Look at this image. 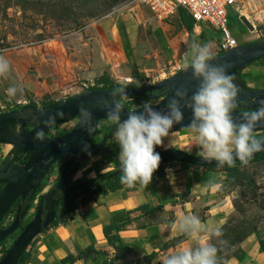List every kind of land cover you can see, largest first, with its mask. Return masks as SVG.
<instances>
[{
  "label": "rangeland",
  "instance_id": "obj_1",
  "mask_svg": "<svg viewBox=\"0 0 264 264\" xmlns=\"http://www.w3.org/2000/svg\"><path fill=\"white\" fill-rule=\"evenodd\" d=\"M145 1L0 0V57L9 62V72L0 76V109L33 103L43 106L48 101L71 97L96 85L95 79L103 72L121 86H135L128 82L139 81L142 85L173 74L169 66L174 62L183 68L192 41L177 13L158 24ZM243 1L227 14V28L238 44L264 38V0ZM242 17L252 30L241 22ZM205 29H209L211 40L204 41L199 31L193 33L194 42L207 43L215 55L213 47L220 34ZM128 31L130 43L125 37ZM250 64L244 69L246 82L264 86V59ZM8 87H17L16 96L6 95ZM132 102L129 99L125 106L137 107ZM157 102L158 99L150 100L152 105ZM76 121L77 118L57 124L53 131L69 129ZM253 134L264 137V130ZM107 144L116 145L113 136ZM156 147H177L193 155H198L199 150L190 129L170 132ZM10 148L0 143V162ZM59 166L56 163L44 178V187L54 184ZM230 168L237 172L226 178L222 191L231 196L233 211L219 228L221 236L211 238L210 244L217 248L216 264H226L230 256L238 257V245L247 235L262 236L264 232V159ZM8 220L9 216L3 224ZM16 234L17 231L2 242L0 256Z\"/></svg>",
  "mask_w": 264,
  "mask_h": 264
},
{
  "label": "water",
  "instance_id": "obj_2",
  "mask_svg": "<svg viewBox=\"0 0 264 264\" xmlns=\"http://www.w3.org/2000/svg\"><path fill=\"white\" fill-rule=\"evenodd\" d=\"M241 20L249 30L253 29L244 17ZM188 40L191 41L189 36ZM185 47L182 45V49ZM262 56H264V38L240 43L213 55L209 61L211 65L224 66L232 76L233 82L239 86L235 108L231 113L234 122H242V113L255 111L259 102L264 100V89L247 87L238 73V70ZM191 71L190 67L187 69L183 67L153 83H145L140 87L126 86L125 93L128 97L158 99V102L151 106L154 110L163 112L167 101L173 98L175 90H184L185 98H177L183 119L173 124L169 133L189 129L187 125L192 120V112L190 108L185 107V103L199 86V80L192 77ZM112 91L113 89H92L43 106L23 104L18 108L0 112V143L11 145L0 162V223L17 201L13 220L3 228L0 226V242L21 226L20 221L25 218L29 210H34L31 219L22 226V230L0 258V264H16L30 241L52 222L61 199L66 197L59 194L67 189V181L71 180V176L84 161L100 152L108 153L117 160V154L111 145L107 144L106 135H103L99 141L93 142L100 132L99 121L107 119L106 112L114 102ZM81 106L90 113L89 119L85 120L81 117ZM132 109L125 106L120 114L121 119H126ZM135 111L139 112L141 109L137 107ZM76 117H78L77 121L66 132L49 135L50 132L54 133L55 125L74 120ZM49 118H52L53 122L46 124L45 121ZM114 127L112 124L110 132ZM88 129H91V132ZM262 130H264V120L256 123L253 132ZM257 140L264 142V139ZM154 151L159 153V163L163 164H166L170 158H179L182 162L193 166H219L215 161H205L199 155L190 154L179 148L159 149L155 146ZM263 151L264 148L253 153L251 158ZM22 158H25V161L20 163ZM59 160H63V163L58 167L56 181L46 192L40 194L34 208L33 198L37 189L51 171V167L53 168ZM118 173L120 168L117 160V167L107 176L111 177Z\"/></svg>",
  "mask_w": 264,
  "mask_h": 264
},
{
  "label": "crops",
  "instance_id": "obj_3",
  "mask_svg": "<svg viewBox=\"0 0 264 264\" xmlns=\"http://www.w3.org/2000/svg\"><path fill=\"white\" fill-rule=\"evenodd\" d=\"M203 28L193 24V33H202ZM130 34L128 31L125 36L128 43ZM246 67L239 73L244 84L264 89V86L246 82ZM113 160L108 153L91 156L71 178L67 189L73 182L113 171L116 167ZM225 182L226 173L221 169L182 166L172 160L163 164L158 173H152L151 182L145 187L122 185L94 195L86 203H81L77 197L75 208L65 220L50 223L30 241L25 248L28 257L22 264H59L67 255L75 258L71 264H160L169 253L195 248L200 243L210 244L212 237L206 231L192 238L180 231L178 221L182 216L195 215L206 226H223L233 211L231 196L222 191ZM50 187L37 192L33 206L40 194ZM32 212L29 210L26 221ZM106 226L112 227L110 234L116 236L113 244L121 243L130 249L116 250L105 237L103 228ZM252 234L239 243L242 245H238V257H228L226 264H264V254Z\"/></svg>",
  "mask_w": 264,
  "mask_h": 264
},
{
  "label": "clouds",
  "instance_id": "obj_4",
  "mask_svg": "<svg viewBox=\"0 0 264 264\" xmlns=\"http://www.w3.org/2000/svg\"><path fill=\"white\" fill-rule=\"evenodd\" d=\"M213 53L207 43L191 42L188 55L184 59V67L191 68V75L199 80V86L185 103L191 109L192 120L187 125L195 134L198 146L197 154L205 161H215L217 165L232 167L234 159L241 164H247L253 153L264 148V142L258 141L253 134L256 123L264 120V100L259 102L255 111L242 113V122L232 119L239 86L233 82L224 66H214L209 63ZM9 72V62L0 57V76ZM140 87L139 81H129ZM117 86L111 96L114 102L106 112L107 119L115 126L113 139L119 147L117 160L120 168V183L128 188L136 184L147 186L152 179V173L157 169L160 155L154 151L155 146L162 144V138L169 135L173 124L182 121L179 99H184L186 92L175 90L173 98L166 103L163 112L154 110L150 100L129 111L126 119L120 114L128 96L125 87ZM17 87H8L6 95L14 97ZM81 117L90 118V113L80 107ZM52 118L45 121L52 123ZM91 132V129H88ZM178 228L185 235L196 238L200 232L206 231L209 237L221 236L219 228L206 226L195 215H185L179 218ZM217 248L208 243H200L195 248H185L169 253L160 264H216Z\"/></svg>",
  "mask_w": 264,
  "mask_h": 264
},
{
  "label": "trees",
  "instance_id": "obj_5",
  "mask_svg": "<svg viewBox=\"0 0 264 264\" xmlns=\"http://www.w3.org/2000/svg\"><path fill=\"white\" fill-rule=\"evenodd\" d=\"M177 16L179 17L180 23L184 26V28L186 29L188 36L190 38V40L193 42L194 41V36H193V20L192 18L182 9V8H178L177 9ZM209 30V29H208ZM208 30L203 28V32L202 34L199 36L201 37L204 41H209L211 40L210 34L208 32ZM263 39V38H261ZM259 39V40H261ZM245 43V42H244ZM247 43V42H246ZM240 44V43H239ZM261 58H264V56H262ZM260 58V59H261ZM242 69L238 70V73L241 72ZM95 84L91 87L86 88L87 90H92V89H114L117 86H121L118 83L114 82L108 75L106 72H103L100 76H98L95 79ZM131 101H133L132 103H142L143 101H140L142 98L139 97H135V96H131ZM55 101H48L46 103H44V105L49 104V103H53ZM34 104V103H33ZM20 106H16L14 108H17ZM14 108H6L4 111L7 110H11ZM112 123L108 121V119L105 120H100L98 123V128L100 130L99 134L95 136L94 140H99L101 135H106L107 139H109L112 135H113V130L110 132V128H111ZM69 129H65L62 130L61 132H58L57 134L60 135L64 132H66ZM113 149V151L117 154L119 147L118 145H114L111 147ZM103 153V152H101ZM258 159H264V151L261 152L260 154H258L257 156L249 159V160H258ZM179 161L181 163L182 166H193V165H189L186 164L184 162H182L179 158H170L168 159V161ZM25 161V158L20 159V163H23ZM115 165H117V160H114ZM56 163H60V165L63 163V160H59ZM83 164V163H82ZM240 164V161H234L233 166ZM163 163H159L157 169L154 171L155 173H158L160 171V169L162 168ZM232 166V167H233ZM195 167H199V166H195ZM204 168H218L221 169L223 171H225L226 173V178L229 179L232 176L233 172H237V169L235 168H230L227 165L224 166H209V167H204ZM52 170V167H51ZM232 171V172H231ZM153 172V173H154ZM110 172L106 173V174H100L97 175L93 178L90 179H84V180H80L77 182H73L71 184V186L62 192L63 196H66L60 203H59V209L57 210V214L55 215V218L52 220L51 223H55L58 220L62 221L65 220V218L68 217V213L70 211H72L75 208V198L80 197V201L81 203H86L90 200L93 199L94 195L97 194H104L108 191H113L116 190L118 188H120L122 186V184L120 183V175L121 173H118L116 175H112L111 177H108L107 175ZM49 174V172L47 173V175ZM70 182V180L67 181V184ZM45 186L44 181L41 183L40 187L37 189V191H39L40 189H42ZM61 194V193H60ZM60 211L62 212V214L60 213ZM112 227L110 226H106L103 228L105 237L107 239V241L110 244H113L114 241L116 240V236L114 234H110ZM115 229H118V227H115ZM257 237V242L259 244V249L263 252L264 254V238L259 236L258 234H256ZM3 242V241H2ZM2 242H0V245L2 244ZM114 248L116 250H123V251H127L130 248H127L126 246H123L121 243L118 244H113ZM8 249V248H7ZM7 249H5L0 258L5 254V252L7 251ZM28 257V253L26 250H24L22 252V254L20 255L18 261L16 264H22ZM116 259V257H115ZM75 260V258L72 255H67L65 256L63 259L60 260L59 264H71L73 263V261Z\"/></svg>",
  "mask_w": 264,
  "mask_h": 264
},
{
  "label": "built area",
  "instance_id": "obj_6",
  "mask_svg": "<svg viewBox=\"0 0 264 264\" xmlns=\"http://www.w3.org/2000/svg\"><path fill=\"white\" fill-rule=\"evenodd\" d=\"M145 2L151 15L161 23L174 16L180 7L192 18L194 25L208 27L218 32L220 38L213 47L216 54L238 45L227 28V14L230 8L236 10L244 2L243 0H146ZM179 69L181 66L176 62L169 66L170 73ZM129 99L131 98L128 97Z\"/></svg>",
  "mask_w": 264,
  "mask_h": 264
},
{
  "label": "flooded vegetation",
  "instance_id": "obj_7",
  "mask_svg": "<svg viewBox=\"0 0 264 264\" xmlns=\"http://www.w3.org/2000/svg\"><path fill=\"white\" fill-rule=\"evenodd\" d=\"M76 118H78V117H76ZM72 121V120H71ZM52 135H58L57 134V132L55 133H51L50 132V136H52ZM103 135H101L100 136V138H99V140L101 139V137H102ZM256 139H264V137H256ZM99 140H93V142L94 141H99ZM112 146H114V145H111V147ZM8 153V152H7ZM4 159V158H3ZM116 167H117V165H115ZM115 167V168H116ZM46 177H47V175L45 176V179H46ZM64 191V190H63ZM62 191V192H63ZM37 192L38 191H36V194H37ZM36 194H35V196H36ZM60 196H63V194L61 193V194H59ZM35 196H34V198H35ZM34 198H33V200H34ZM64 199V198H63ZM63 199H61V201L63 200ZM60 201V202H61ZM16 205H17V201L12 205V207L8 210V212L5 214V216H4V219L5 218H7L8 216H9V220H8V222L7 223H5V224H3V221L0 223V226H1V228H3V227H5L7 224H9L12 220H13V218H14V215H15V210H16ZM23 206H24V204L22 205V207L21 208H23ZM34 208H35V206H34ZM33 213H34V210H33V212H32V214H31V216L29 217V219L27 220V221H24V219L23 220H21L20 221V227L17 229V230H15L14 232H16L17 231V234L14 236V239L17 237V235L19 234V232L22 230V226L25 224V223H27L30 219H31V217H32V215H33ZM3 219V220H4ZM13 232V233H14ZM10 236V235H9ZM8 236V237H9ZM13 239V240H14ZM13 242V241H12Z\"/></svg>",
  "mask_w": 264,
  "mask_h": 264
},
{
  "label": "bare ground",
  "instance_id": "obj_8",
  "mask_svg": "<svg viewBox=\"0 0 264 264\" xmlns=\"http://www.w3.org/2000/svg\"><path fill=\"white\" fill-rule=\"evenodd\" d=\"M126 80H128V78H126Z\"/></svg>",
  "mask_w": 264,
  "mask_h": 264
}]
</instances>
